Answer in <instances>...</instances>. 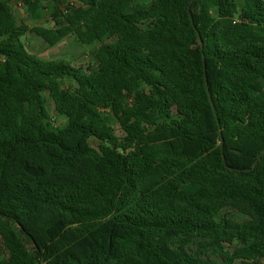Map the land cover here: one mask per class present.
Here are the masks:
<instances>
[{
  "label": "trees",
  "instance_id": "1",
  "mask_svg": "<svg viewBox=\"0 0 264 264\" xmlns=\"http://www.w3.org/2000/svg\"><path fill=\"white\" fill-rule=\"evenodd\" d=\"M14 1L0 264H264V0H21L35 21L53 2L52 27L19 23ZM28 33L74 35L92 62L40 58ZM229 208L248 219L219 220Z\"/></svg>",
  "mask_w": 264,
  "mask_h": 264
},
{
  "label": "rangeland",
  "instance_id": "2",
  "mask_svg": "<svg viewBox=\"0 0 264 264\" xmlns=\"http://www.w3.org/2000/svg\"><path fill=\"white\" fill-rule=\"evenodd\" d=\"M11 6L19 23H26L29 26H53V21L51 19V14L54 7L53 2L44 3L43 9L41 10L42 19L40 21L33 20V18L29 14L27 6L19 7L16 5V3H12ZM62 7L72 11L79 7V2H77L76 0V2L72 4L71 2L65 0L63 1ZM109 41L110 40H107V42ZM23 42L27 45V48L31 53L40 58L62 60L75 66H81L83 68H87L88 65L92 62L90 53L92 47L81 44L74 35L68 36L61 43L53 47L48 46L42 38L38 37L34 33L26 34V36L23 37ZM71 85L74 86V83H72ZM48 109L56 126H63L66 122V118L56 113L54 104L50 98H48ZM111 123L115 128L116 133L118 135H122V131L119 125L114 121ZM90 142L93 147H96L98 145V141L96 139H91ZM224 216L231 217L240 222H244L248 219L247 216L230 208L223 210L218 219L221 220ZM27 242H30L28 238H26V243ZM4 255L5 252L0 242V259Z\"/></svg>",
  "mask_w": 264,
  "mask_h": 264
},
{
  "label": "built area",
  "instance_id": "3",
  "mask_svg": "<svg viewBox=\"0 0 264 264\" xmlns=\"http://www.w3.org/2000/svg\"><path fill=\"white\" fill-rule=\"evenodd\" d=\"M67 1H68V2H71L72 4H73L74 2H76V0H67ZM77 2H78V0H77ZM15 3H16V5L19 6V7L25 6V5H24V2L21 1V0H15V1H14V4H15ZM62 11H63L65 14H68L71 10L62 7Z\"/></svg>",
  "mask_w": 264,
  "mask_h": 264
},
{
  "label": "water",
  "instance_id": "4",
  "mask_svg": "<svg viewBox=\"0 0 264 264\" xmlns=\"http://www.w3.org/2000/svg\"><path fill=\"white\" fill-rule=\"evenodd\" d=\"M201 45H202V47H203V42H202V41H201ZM206 85H207V83H206ZM207 90H208L209 97H210V101H211V104H212V109H213V111H214V113H215V116H216V118H217V114H216L215 106H214V103H213V100H212L211 94H210V92H209L208 85H207ZM217 120H218V119H217ZM218 124H219V122H218ZM220 134H221V133H220ZM221 143H222V146H223V137H222V134H221ZM262 155H264V151L262 152L261 156H262ZM261 156H260V157H261Z\"/></svg>",
  "mask_w": 264,
  "mask_h": 264
}]
</instances>
